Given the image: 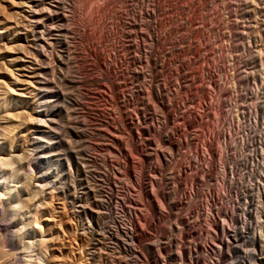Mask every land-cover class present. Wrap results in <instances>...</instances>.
Instances as JSON below:
<instances>
[{
	"label": "bare ground",
	"instance_id": "1",
	"mask_svg": "<svg viewBox=\"0 0 264 264\" xmlns=\"http://www.w3.org/2000/svg\"><path fill=\"white\" fill-rule=\"evenodd\" d=\"M95 1L0 0V264H60L61 261L65 264L68 257L71 258L70 264H81L86 258L84 260L83 252L79 253L78 246L94 248L93 251L85 253L87 261L90 260L89 264H129L127 261H130L132 255L136 256V261L142 259L146 262L143 264H152L145 257L166 247L167 242L162 238L135 240L131 212L129 211L130 221L125 223L124 215L111 211L114 192L118 188L115 177L121 166L114 168L110 159L120 153L124 158L122 163H130L132 157L125 147L131 146L138 152L141 140V133L135 134L132 122L126 120L128 115L125 117V110L130 104L140 102L138 86L131 84L127 89L126 86L116 83L114 76L118 73L121 62L116 58L119 54L113 51H116L118 44L122 45L124 38L131 35L129 32L137 31L142 25H121L129 31H120L118 24L121 22L117 14L121 12V8L116 3L123 5L125 10L132 8L133 3L131 4V0H105L111 7L103 14V21H110V25H97L96 32H82L91 26L94 17L104 8L92 7ZM132 2L140 5L146 3V8L151 4V0ZM86 10L94 16L86 17ZM156 14L157 10L154 8L146 11L147 18H153ZM155 23L157 25H153L154 28H145L149 44H144V50L129 62L132 68L127 69L126 73L132 75V80L137 84L143 79V74L151 83H156V90L150 91L149 99L163 111L167 85L163 82L166 85L164 90L158 82L157 69L168 60L173 50L169 47L162 48V60H158L154 53L156 47L174 44L171 36L163 38L160 35L169 31L170 25H161L158 21ZM158 29H162L160 34ZM95 35L100 40L97 43L110 44L112 52L106 57L114 58L113 67L101 62L94 65L97 70L94 71L97 73L95 85L108 88L117 110L114 114L117 117L119 115L114 118L112 114L111 123L103 120L95 122L96 119L92 120L89 112L82 111L85 103L81 89V72L77 65L88 59H84L86 57L82 52L75 54V51H83L89 44L93 46ZM161 37L167 42L162 43ZM119 48L126 53L132 51L125 45ZM136 48L139 50V47ZM92 51V54H88L93 58ZM94 51L96 55V48ZM142 59L145 73L136 70V65H140ZM250 107L249 114L254 113L255 129L257 110L254 106ZM142 120L143 115L139 114L136 119L138 130ZM168 120L169 115L166 114L165 122ZM95 127H105L106 133L110 130L120 136H128L127 142H124L116 138L118 136L115 134L116 139H111L110 143L118 150L109 148L105 155L103 148L101 167L92 158L93 146L90 140L95 136L104 139L114 134L109 135L110 131L106 134ZM262 128L258 131L259 134ZM159 136V141H164ZM254 162L262 172V182L258 186L252 181ZM139 168L142 170L143 163L139 164ZM244 168L249 173L242 179L247 194L243 198L241 213L238 216L231 212L224 214L221 231L225 236L223 235L215 256L220 258L222 255L232 254L233 261L230 264H264V149L260 150L258 161L257 156L254 160L252 154L245 161ZM134 171H127L126 176L147 197L142 189L141 174ZM234 180L233 174V185ZM105 187L108 188L107 192ZM255 189L257 194L253 196ZM219 208H216L217 214ZM154 209L151 205L149 210L153 212ZM209 212L208 216L214 211ZM225 219H235V222L227 224ZM129 238L137 242L134 247L139 250L134 247L132 249V245L127 244L126 240ZM73 244L77 247H73ZM191 255L187 258L181 253L173 259L194 264Z\"/></svg>",
	"mask_w": 264,
	"mask_h": 264
},
{
	"label": "rangeland",
	"instance_id": "2",
	"mask_svg": "<svg viewBox=\"0 0 264 264\" xmlns=\"http://www.w3.org/2000/svg\"><path fill=\"white\" fill-rule=\"evenodd\" d=\"M132 1L133 7L128 10H125L123 5V7L119 5V2L116 3V6L121 8L119 10L121 12L117 14L121 22L118 28L127 32L129 30L123 29L121 25L142 26L135 32H129L131 37L124 38L122 45L118 44L116 51H113L119 54L116 58L119 63L121 62L114 80L127 89L131 84L138 86L140 102L130 104L128 110H125V117L128 115L126 120L132 122L134 133H141L139 135L141 140L138 152H135L131 146L125 147L132 157L130 163L123 164L124 158L120 153L110 159L114 168L121 166L122 169L115 177L118 188L114 192L111 211L124 215L125 223L130 221L131 212L135 226L133 232L135 240L162 238L167 242L165 249L160 252L155 251L149 255L143 253L152 264H188L173 259L181 253L187 258L192 254L194 264H230L233 261L232 254H225L220 258L215 256V251L225 236L221 231L222 219L227 213H233L234 216L241 213L243 198L247 194L242 179L249 173L244 168V163L252 154L254 160L257 156L258 161L260 150L264 149V103L262 102L264 100V0H166V3L164 0H151L147 8L146 3L143 7ZM94 4L92 7L104 8L94 17L89 26L91 28H85L82 32H96L97 25H110V21H103V14L107 13L111 5H107L105 0H96ZM150 7L152 10L153 8L157 10L156 17H146V11L148 9L151 11ZM90 14L89 10L85 11L86 17L94 16L93 13ZM121 16L124 17L121 19ZM155 21L160 22L161 25H170V34L167 31L162 35V29H158V33L162 32L160 35L163 38L171 36L174 44L173 46L166 43L167 45L163 47H156L154 53L158 60H162V48L169 47L173 50V54L166 62L164 61L165 65L162 64L157 69L158 82L164 90L167 88L163 111L149 99L150 91L156 90V83H151L143 74V79L138 85L132 80L133 76L126 73L127 69L132 68L129 62L139 56L144 50V44H149L146 29L154 28L157 25ZM97 37L98 35H95L93 46L89 44L86 47L88 50L83 48V51H75V54L82 52L86 57L84 59H88L86 62L83 59L84 61L77 65L81 72L80 77L83 79V81L81 79L83 95L89 99L85 100L83 97L85 104L82 111L89 112L92 120L96 119L95 122L103 120L111 123L112 114L117 111L112 100L113 95L108 88L95 85L97 73L94 71L97 70L94 65L101 62L103 65L110 64L109 66L113 67L114 58L106 57L110 51L112 52L110 44L97 43L100 42ZM161 41L165 43L166 40ZM124 45L130 47L132 51L126 53L119 48ZM136 47H139V50ZM84 50L87 54L93 50L95 56L93 55L92 58L89 54H85ZM142 63L136 65V70L145 73L144 59ZM250 106L252 108L254 106L257 110L255 129L254 113L249 114ZM139 114L143 115V122L141 121L142 125L138 130L136 119ZM166 114L169 115L167 122H165ZM118 117L114 114V118ZM261 127L263 133L260 131L259 134ZM105 129L99 127L98 130L106 133ZM109 131L107 130V133ZM111 133L113 132L110 131L108 134ZM113 134L111 135L114 137L108 136L109 139L95 136L93 140L91 139L93 142L90 140L93 146V148L91 146L92 158L96 163L98 162L99 167H101L103 148L105 155L109 148L114 147L118 150L110 143L111 139L118 138L127 142V135ZM115 134L118 137L115 138ZM159 135L164 141H159ZM140 163H143L142 170L138 169ZM254 166L251 172L252 181L258 186L262 182V172L256 162ZM127 171L144 175H140V180L147 197L143 196L139 187L127 178ZM233 174L234 185L231 181ZM105 189L107 192L108 188ZM256 194L255 189L252 195ZM151 205L155 208L153 212L149 210ZM216 208L220 209L218 214ZM210 210L214 212L208 216ZM225 222L231 224L235 219H227ZM126 241L129 246L132 245V249L139 250L134 247L137 246V242H133V239L129 238ZM73 247L77 246L73 244ZM77 249L79 253L83 252L84 260L86 258L85 263H82L89 264L90 260L87 261L88 257L85 253L93 251L94 248L78 246ZM135 257L132 255L127 262L146 263L142 259L136 261ZM69 258L65 259L67 264L71 262Z\"/></svg>",
	"mask_w": 264,
	"mask_h": 264
}]
</instances>
